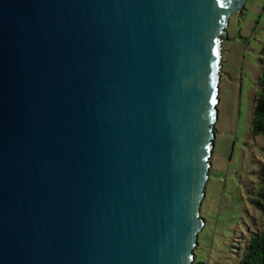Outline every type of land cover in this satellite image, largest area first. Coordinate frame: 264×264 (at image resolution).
<instances>
[{"label": "water", "instance_id": "obj_1", "mask_svg": "<svg viewBox=\"0 0 264 264\" xmlns=\"http://www.w3.org/2000/svg\"><path fill=\"white\" fill-rule=\"evenodd\" d=\"M246 2L0 0V264H194Z\"/></svg>", "mask_w": 264, "mask_h": 264}, {"label": "rangeland", "instance_id": "obj_2", "mask_svg": "<svg viewBox=\"0 0 264 264\" xmlns=\"http://www.w3.org/2000/svg\"><path fill=\"white\" fill-rule=\"evenodd\" d=\"M222 37L218 119L209 179L202 200L204 225L195 264H238L246 237L261 226L251 188L264 163V135L251 132L264 63V0H247Z\"/></svg>", "mask_w": 264, "mask_h": 264}, {"label": "trees", "instance_id": "obj_3", "mask_svg": "<svg viewBox=\"0 0 264 264\" xmlns=\"http://www.w3.org/2000/svg\"><path fill=\"white\" fill-rule=\"evenodd\" d=\"M224 38V37H223ZM253 107L251 132L254 136L264 135V63L258 81ZM251 203L259 211L261 226L246 237L238 264H264V163L257 171V182L251 190ZM195 264V260H194Z\"/></svg>", "mask_w": 264, "mask_h": 264}]
</instances>
